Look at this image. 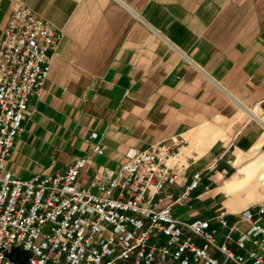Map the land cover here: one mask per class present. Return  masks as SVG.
I'll use <instances>...</instances> for the list:
<instances>
[{
	"label": "crops",
	"instance_id": "obj_1",
	"mask_svg": "<svg viewBox=\"0 0 264 264\" xmlns=\"http://www.w3.org/2000/svg\"><path fill=\"white\" fill-rule=\"evenodd\" d=\"M19 3L64 38L28 100L7 162L16 177L89 156L85 183L160 143L181 147L182 183L202 173L177 216L214 219L223 207L233 223L264 200V0H0V40Z\"/></svg>",
	"mask_w": 264,
	"mask_h": 264
},
{
	"label": "built area",
	"instance_id": "obj_2",
	"mask_svg": "<svg viewBox=\"0 0 264 264\" xmlns=\"http://www.w3.org/2000/svg\"><path fill=\"white\" fill-rule=\"evenodd\" d=\"M63 38L19 3L0 40V264H264V202L233 223L223 207L214 219L175 214L202 179L195 171L182 183L181 147L132 148L117 168L103 166L85 183L79 177L89 156L28 179L7 169L28 100L49 79ZM104 147L98 138L92 150ZM219 227L228 229L220 243Z\"/></svg>",
	"mask_w": 264,
	"mask_h": 264
},
{
	"label": "rangeland",
	"instance_id": "obj_3",
	"mask_svg": "<svg viewBox=\"0 0 264 264\" xmlns=\"http://www.w3.org/2000/svg\"><path fill=\"white\" fill-rule=\"evenodd\" d=\"M83 179H84V176L81 174L80 177H79V180H80V181H83ZM259 191H260L261 193H264V182H263V185L259 187ZM259 200H260V199H259ZM260 201H261V200H260ZM261 202H264V200L261 201ZM261 202H259V203H261ZM257 204H258V203H257ZM182 208H183V207H178V208H176V209L178 210V209H182ZM212 223H213V222H212ZM216 225H217L216 223H213V226L216 227ZM219 230H220V233H222V237L219 236V243H220V242L223 240V235L227 233L228 229H220V227H219ZM232 249H233L235 252L239 251V249H237V248H235V247H233Z\"/></svg>",
	"mask_w": 264,
	"mask_h": 264
}]
</instances>
